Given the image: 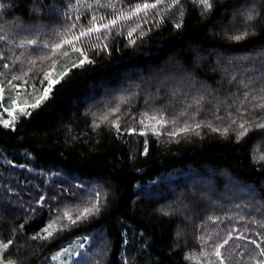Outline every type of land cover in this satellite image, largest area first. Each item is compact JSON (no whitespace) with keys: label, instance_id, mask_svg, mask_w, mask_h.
<instances>
[{"label":"trees","instance_id":"obj_1","mask_svg":"<svg viewBox=\"0 0 264 264\" xmlns=\"http://www.w3.org/2000/svg\"><path fill=\"white\" fill-rule=\"evenodd\" d=\"M209 2L0 0V90L84 52L0 123V262L264 264V0Z\"/></svg>","mask_w":264,"mask_h":264},{"label":"rangeland","instance_id":"obj_2","mask_svg":"<svg viewBox=\"0 0 264 264\" xmlns=\"http://www.w3.org/2000/svg\"><path fill=\"white\" fill-rule=\"evenodd\" d=\"M83 56L84 52H82L80 48L66 55L53 67L50 72L49 81L43 85L26 87L19 83L12 82L1 88L0 120H9L10 126L15 125L17 120L23 115L20 109L24 108L25 112L28 113L29 107L35 104L37 99L44 96V90L49 87V82L59 79L70 65L75 64L79 59H83ZM5 109H8V111H5ZM13 117H15L14 120ZM85 247L86 243L84 237L79 236L68 245L53 252L50 256V262L51 264H74L78 257L87 254V251H82Z\"/></svg>","mask_w":264,"mask_h":264},{"label":"snow or ice","instance_id":"obj_3","mask_svg":"<svg viewBox=\"0 0 264 264\" xmlns=\"http://www.w3.org/2000/svg\"><path fill=\"white\" fill-rule=\"evenodd\" d=\"M201 3H203V4L205 5L206 8H209V9H210V8L212 7V5H211V3L209 2V0H201ZM154 7H156L155 4H144V5H143V10H147V9H149V8H154ZM141 10H142L141 7H140V6H137V7L135 8V13L138 14ZM124 18H126V17H124ZM247 18H248V20H252V19H253L251 13L248 14V17H247ZM93 20L95 21V18H93ZM116 23H117L116 20H112V21L109 22V24H103L102 27L105 28V29H107L110 25H115ZM176 26L179 27L180 25L178 24V25H176ZM99 30H100L99 27H97V28H89V29H88V33H85V32L82 31V32L80 33V35H81V36H84V35H86V34H91V32H93V31H99ZM245 35H246V33H245ZM243 38H244V36H235V37H234V39H235L236 41L242 40ZM65 43H67V44H71L72 41H65ZM59 47H60V45H57V48H59ZM83 63H84V61L82 60V61L80 62V64H83ZM74 66H79V65H74ZM65 74H66V73H65ZM61 78H62V77H61ZM55 83H58V81H50V82H49V87L46 88V89L44 90V96L41 97L40 99H37L36 103L33 104V105H31V107H33V108H34V107H37V106L42 102V100L45 99V98L48 96V94H49L50 91H51L52 86H54ZM261 107H264V105H261ZM5 111H8V109H5ZM113 111L118 112V111H119V108H116V109H114ZM20 112H21V114H24V115H28V114H30V113L25 112L24 108H21V109H20ZM14 119H15V117H13V120H14ZM103 119H104V120H107V116L103 117ZM153 119H155V118H153ZM162 122H163L162 118H161V120L157 121V123H162ZM0 123H3L5 126H9V125H10V121H9V120H3V121H0ZM115 126H116V127H119L118 124H116ZM196 127H199V125H197ZM240 128L242 129V131L240 132V135L243 136V135L245 134V132L247 131V128L245 127L244 124H241V125H240ZM191 130H192V129H189V128H183V129H181V132H188V131H191ZM217 131H218V129H217ZM225 131H227V129H225ZM176 134H177V133H171V135H176ZM145 151H146V150H145ZM260 159H261V160H264V156H261ZM92 210H96V211H98V208H95V206H94V209H85V210H84V213H83L82 215L89 214ZM66 215H67V214H66ZM67 218H68V220L72 221V217H71V215H67ZM79 218H81V217H77V219H79ZM72 223H75V221H72ZM51 227H52V225H49V226H48V228H51ZM48 228H46L45 231L48 232V235L50 236V235H52V232H51V231H48ZM225 243H227V241H225ZM0 247L7 248L8 245H7V244H2V245H0ZM221 247H222V246H221ZM216 256H218V257L221 256L220 251H217V252H216ZM0 264H3V262H0ZM9 264H12V262H9Z\"/></svg>","mask_w":264,"mask_h":264},{"label":"bare ground","instance_id":"obj_4","mask_svg":"<svg viewBox=\"0 0 264 264\" xmlns=\"http://www.w3.org/2000/svg\"><path fill=\"white\" fill-rule=\"evenodd\" d=\"M1 121V120H0Z\"/></svg>","mask_w":264,"mask_h":264},{"label":"crops","instance_id":"obj_5","mask_svg":"<svg viewBox=\"0 0 264 264\" xmlns=\"http://www.w3.org/2000/svg\"><path fill=\"white\" fill-rule=\"evenodd\" d=\"M4 264V263H3Z\"/></svg>","mask_w":264,"mask_h":264}]
</instances>
